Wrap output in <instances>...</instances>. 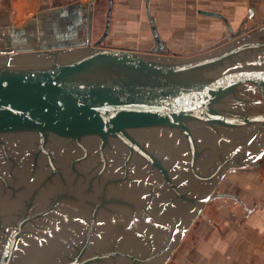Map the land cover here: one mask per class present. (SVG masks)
<instances>
[{"label":"water","instance_id":"obj_1","mask_svg":"<svg viewBox=\"0 0 264 264\" xmlns=\"http://www.w3.org/2000/svg\"><path fill=\"white\" fill-rule=\"evenodd\" d=\"M91 41L0 55V264H159L225 159L264 155V24L186 59Z\"/></svg>","mask_w":264,"mask_h":264},{"label":"crops","instance_id":"obj_2","mask_svg":"<svg viewBox=\"0 0 264 264\" xmlns=\"http://www.w3.org/2000/svg\"><path fill=\"white\" fill-rule=\"evenodd\" d=\"M85 7L92 34L67 37L62 49H54L76 11L87 15ZM263 24L264 0H0V55L90 49L80 46L82 40L105 36L106 48L149 53L162 44L156 56L186 59ZM234 170L225 195L218 193L202 214L195 264H264V161L249 173Z\"/></svg>","mask_w":264,"mask_h":264},{"label":"rangeland","instance_id":"obj_3","mask_svg":"<svg viewBox=\"0 0 264 264\" xmlns=\"http://www.w3.org/2000/svg\"><path fill=\"white\" fill-rule=\"evenodd\" d=\"M101 18L104 21L103 16H101ZM106 23H107V15H106ZM263 161H264V155L262 156V161L259 163V165H262ZM234 169L235 167L226 170L223 174L218 175L215 179L211 181V185L206 191V193L208 192V195L203 201L199 202L198 210H196V212L193 214L188 229L181 235L179 241L167 252L165 257L159 262V264H195V261L199 262L200 258L199 259L196 258L195 255V247H196V239L198 236H200L202 231L201 228V223L203 222L201 220L202 214L204 212L205 214H208L207 210L209 206L210 205L214 206L215 204L214 202L217 201L218 198L216 197L217 195H215L214 197H211V195L224 193V191H226L228 186V178L231 175L230 178L232 179L234 177L232 175L237 172ZM195 234L198 235L196 236ZM185 255H187L190 260L187 259Z\"/></svg>","mask_w":264,"mask_h":264},{"label":"flooded vegetation","instance_id":"obj_4","mask_svg":"<svg viewBox=\"0 0 264 264\" xmlns=\"http://www.w3.org/2000/svg\"><path fill=\"white\" fill-rule=\"evenodd\" d=\"M106 25H107V23H106ZM89 27H90V23H89V15H88V17H86L85 19H82V23H81V25L79 26V29H78V32H77V34H80V35H86V38H88V34H87V32L89 31ZM93 28H94V25H93V22H92V25H91V31H93ZM77 34H76V36H77ZM90 34H92V32L90 33ZM105 35V34H104ZM76 36H74V37H76ZM105 39V36H103V38H101L99 41H97L98 43H99V45H98V48H106V47H103L104 46V43H103V40ZM66 41V40H65ZM63 43H64V40L62 41ZM97 42H92V45L94 46L95 45V43H97ZM156 46H157V50H156V54L155 53H153V51L154 50H152V51H150L149 53H143L144 55H146V56H150V57H152V56H156L157 54H160V50H158V49H161L162 48V44H156ZM161 54H163V53H161ZM163 55H165V54H163ZM220 64H223V65H227L226 67H227V70H228V66H230L229 64H230V62L228 63L227 61H223V62H221ZM222 67H224V66H222ZM224 73V72H223ZM222 74V73H221ZM255 88L256 89V91H258V92H260L259 94L260 95H263L262 93V90L260 89V87L257 85V84H254V83H250V82H246V83H242V85L236 90V92L235 93H237V94H242V95H244V93L245 92H247V91H249V90H252L253 88ZM254 90V89H253ZM234 94V93H233ZM231 94H228L227 96H224L222 99H221V103L219 104V109H221V106H225V107H228L227 109H224V108H222L221 110L223 111V114L225 115V116H240L241 114L240 113H237L235 110L236 109H238V111H240V108L239 107H236V109L232 112V110H231V106L232 105H234V103H232V101L235 99V97L233 96V95H231ZM236 100H238L237 102H235V103H237L238 104V106H240V104L241 105H244V103L245 102H243L242 100H244V99H236ZM262 100V103H263V99H261ZM241 102V103H240ZM249 102H252V101H248V103H246V104H249ZM227 105V106H226ZM263 105H264V103H263ZM229 110H231L230 112H229ZM258 115V114H257ZM244 116V115H243ZM242 116V117H243ZM253 127H255V126H252L251 128H253ZM260 127V126H259ZM260 134V136H261V133L259 132L258 133V135ZM142 150V149H141ZM139 153H144L143 152V150H142V152H139ZM262 158L261 157H257L255 160V162H252V164L253 165H255V166H258L259 165V163H260V160H261ZM226 160V162L225 163H223L222 164V166H225L226 167V165H228L229 163H232V165H231V167L230 168H234L235 167V169H241V167L243 166V165H248L249 163H247V162H245V160H243L242 158L240 159V161H238V160H233V159H231V158H227V159H225ZM215 195H217L216 197H218V194H214V195H211V197H214ZM220 195L222 196V195H225V194H222V193H220Z\"/></svg>","mask_w":264,"mask_h":264}]
</instances>
